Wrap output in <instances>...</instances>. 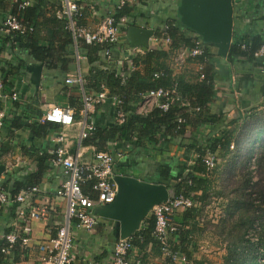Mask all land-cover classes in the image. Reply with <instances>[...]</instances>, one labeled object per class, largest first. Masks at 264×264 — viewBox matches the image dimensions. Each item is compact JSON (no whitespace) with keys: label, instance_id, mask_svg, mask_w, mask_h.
<instances>
[{"label":"crops","instance_id":"crops-1","mask_svg":"<svg viewBox=\"0 0 264 264\" xmlns=\"http://www.w3.org/2000/svg\"><path fill=\"white\" fill-rule=\"evenodd\" d=\"M183 1L139 0V4L132 7L138 8L141 14H145L144 17L141 15L140 19L149 20L160 33L166 30L164 28L171 21L175 27H183L184 32H186V29L194 32L183 22L184 18L180 12ZM25 2H28L29 5L22 10L21 5ZM77 2L83 9L82 23L94 30L104 17L115 12L119 0H77ZM62 3L63 0H0V77L6 83L7 89L16 91L19 94L18 101L0 100V112L5 113V125L0 132V162L2 164L7 163V161L12 159L8 156L11 154L14 158V166L8 172L7 178H4V182L9 179H26L29 175L36 173L38 167L36 166L35 154H45L52 157L54 155L57 146L53 138L57 132L49 133L45 137H35L31 135L30 127L28 126L32 124L39 125L42 115L51 106L70 107L76 110L78 100H81L83 105L82 88L77 85L67 84L66 81L68 78L78 75L86 78L92 66L86 56L79 62L76 60L70 37L64 32L62 24L55 17V13L62 6ZM255 4V0H233V38L234 34L241 37L264 33V21L255 20ZM235 7H237L239 17L236 32ZM12 14L23 18L24 15L30 17L32 20L30 23L34 28H37V32L40 34L38 44L42 47L52 45V49L48 52L46 59H37L27 46V37L21 38L3 33L1 30L3 20ZM160 18L166 20V23L162 25L158 21ZM133 27L152 29L155 31V36L158 37L157 30L154 27ZM194 33L196 34V32ZM200 39L202 40V38ZM203 44L212 49V53L216 58H219V62L209 66L213 72L226 71L227 67L231 70L229 77H220L217 83L218 101L215 106L211 107V112L223 113L222 115L226 116L224 122L227 125L233 120H238L240 125L243 117L245 118L251 116L254 112L264 110V71L260 68L253 69L247 65H241L240 71L237 72V69L229 64L227 58L218 55L217 48L210 44ZM123 45L125 47V44ZM150 46L153 51L164 49L156 41L151 42ZM148 48L149 45L143 47V53L149 51ZM186 48L182 45L177 51L181 52ZM164 50H169V47H165ZM174 55L168 62L169 67L174 71L173 73L176 75L184 74L192 82L199 80L201 74L199 64L194 60H187L186 64L178 66L173 61ZM39 65H42L43 69L40 88L37 91L31 83L33 76L31 69ZM223 74H218V76ZM237 82H239L240 89L237 88ZM88 93L93 94L96 92L89 91ZM114 108L113 103L109 102V100L94 107L90 114L91 120L96 125L110 126L115 124ZM14 119L20 121V129L12 127L11 121ZM191 121L194 125L187 127L188 132L187 136H185L187 139H191L192 136L202 139L217 132L215 127L211 125L198 126L197 120L193 116ZM228 128L231 127L228 126ZM62 131L68 137L71 149H76L80 128L76 125L69 129L65 128ZM232 144L235 145L234 142ZM108 146L109 148L125 152V157L115 163V168H121L124 172L131 174L126 176H132L142 181H145L143 179L148 176H152L153 173L151 171L158 169L163 161L167 162L171 157H180V162H188L194 159L193 154L191 159L190 157H185V150L178 145H172L169 153H165L159 161L155 160L157 152L152 148L144 149L140 148V146L137 148L135 143L126 141L109 143ZM86 148H89L88 155L90 156L92 154V149L90 148L95 147L86 146ZM236 150L237 147L234 150L230 149L229 155L222 161L231 160V155ZM86 158L89 159V157ZM50 167L40 183L43 193L40 197H37L35 203L42 204L47 201L49 202L48 207L52 206L54 211L50 212L46 220H34L27 224H20L23 233L29 234L32 239L28 248H20L22 255L19 260L16 262L9 261L7 264H39V245L55 236L57 229L65 221L66 202L64 199L55 196V192L64 180V175L61 169L52 167L51 164ZM222 174L220 167H217L211 176L212 190L209 194L210 198L206 202L200 201V205H197L195 209L181 210L175 216L179 231L183 234L186 233L188 236L189 246L186 244L184 248L179 238L174 244L177 245L178 251L188 254L194 264L225 263L227 255L226 236L220 231L221 227L218 226L223 224L225 219L224 209L226 213L228 205L223 203L220 208L218 204L217 210L211 209L214 204L213 201L224 199L226 185L222 186L224 184ZM115 175L119 174L115 173ZM200 195L199 193L198 196ZM228 198L230 202L231 199L230 197ZM225 202L228 203V199ZM94 209V214L98 218L94 232L90 234L82 229L75 228L73 230L74 246L72 250L73 262L71 264H111V252H113L114 244L122 239L123 228L120 222L106 216L103 206ZM15 210V208H9L0 212V243L4 241L7 231L18 228L17 212ZM196 211L197 213H194ZM151 216H153L152 208H148L132 219V222L126 227L132 235L131 238L145 228V222ZM134 248L132 259L133 261L140 260L137 264H169L162 256L156 243H149L143 249L135 246Z\"/></svg>","mask_w":264,"mask_h":264},{"label":"trees","instance_id":"trees-1","mask_svg":"<svg viewBox=\"0 0 264 264\" xmlns=\"http://www.w3.org/2000/svg\"><path fill=\"white\" fill-rule=\"evenodd\" d=\"M255 2V20L264 21V0H255ZM235 11L236 32L237 21L239 19L237 7H235ZM141 15L143 17L145 16V14L140 13L138 8L134 7H125L122 10L114 12V17L117 20L123 17L128 18V25L130 26L154 27L153 23L149 22V20L146 21L147 19H140ZM24 18L26 21L32 22L31 18L27 15H24ZM150 20H152V18H150ZM59 21L62 24V29L70 37L72 43L71 34L66 30V22L64 20ZM158 21L162 25L166 23V20H162V18L158 19ZM166 27H168V30L161 33L156 27H154V29L157 30L158 37H162L165 32L167 36L170 37L172 43L169 46V50L162 49L136 54L133 56V64L135 67H138V69L134 71H124L122 74L119 72V67L109 64L106 57H104V51L107 48L105 45H85L82 47V53L86 56L92 66L89 75L84 78L85 90L97 93L102 90L103 86L106 87L109 91V102H112L113 97H119L122 99V109L127 115L126 121L123 124L121 123V125H118L116 122L110 126L97 124L96 132L83 142V146H94L95 149L97 148V151H107L109 150V143L126 141L129 143H135V147L137 148L139 146L144 149L152 148L157 152L155 160L159 161L165 153H169L172 145H178L185 150V157H190L191 159L193 154L194 159L188 162H180V157H171L167 162H161L162 165H160L158 169L151 171V173H153L152 176H148L143 180L150 183H163L167 185L171 192L170 199L185 195L187 197H192L197 203H200V201L206 202L210 198L209 194L212 190L211 176L216 169L212 174L207 175L205 166L202 162V157L207 152H210L214 154L217 159L221 158L222 160H225L229 155L230 146L232 142H234L237 150L232 155L233 157L231 160L237 159V155H244L247 161L248 177L250 179L252 177L250 163L253 158L256 159L254 156L255 151L250 149V151L247 152L245 148L241 147V142L246 138L247 134H250V138H248L247 141L249 139L251 140L252 137H255L252 146L259 144L260 147L264 148V124L258 118L250 121L254 116L256 117L258 115L254 113V115L252 114L251 116L243 117L240 125L238 124V120H233L227 125L224 122L226 116L222 115L223 113L217 114V112H211V107L215 106L218 101L217 83L220 77H229V74H231L230 68L227 67V70L225 69L226 71L223 70V72H213L209 66L219 62V58H216L212 53V49L203 44V55L189 60H194L199 65L201 64L203 66L202 74L205 78L201 79L199 77V80L192 82L191 80H188L184 74H174V71L169 67L168 62L177 49L182 45L188 49H193L195 46V40L201 42L202 40L198 35L188 29L184 32L183 27H175L172 21L169 22ZM33 32L34 33L31 36L26 38L28 42L27 46L37 59L44 60L47 58L48 52L52 49V45L49 47L40 46L38 44L40 34H38L36 27ZM262 47H264V33L250 34L241 37L234 34L233 43L228 53L227 61L231 66H234L235 69H237V72L240 71L239 69L241 65H247L253 69L260 68L264 71V56H256V53ZM218 74L223 75L218 76ZM174 86L181 99L179 102L173 104L167 112L156 109L145 117L134 114L135 106L139 102L141 95L159 89H169ZM237 88L240 89L239 82H237ZM187 104L189 106H187ZM82 107V101L78 100L77 112L75 114V119L77 121L80 119V111L82 110ZM197 108L200 109V111H196ZM114 111L116 115V108H114ZM192 116L196 118L198 126L211 125L215 127L217 132L214 135L202 139L195 136H192L191 139L185 138L187 127L189 125H194L191 121ZM179 119H183L185 122L180 125L178 122ZM259 123L260 126H258ZM11 125L16 129L21 128L20 121L16 119L11 121ZM228 126L231 128H228ZM28 127H30L31 135L35 137H45L49 133H58L62 129L60 126L52 123L39 125L32 124ZM252 129H254V131H252ZM34 157L37 163L36 166L38 167L36 173L29 175L26 179H9L4 183V186L11 192V194H17L21 189L29 186L41 185L40 183L43 176L51 168L49 160L52 156L35 154ZM229 167L230 166H228V168ZM236 167L237 164H233L231 169L235 170ZM256 167L258 170V164ZM262 167L264 176V159ZM230 171L232 172V170ZM114 172L122 175H131L129 172H124L121 168H114ZM262 181L264 182V179L261 178L259 183V179L257 178V181L254 182L253 178H251L247 187H250L252 183L253 189H255V187L258 188V186L262 184ZM87 190L88 189H85V192ZM245 191L247 192V190ZM199 193L201 194L200 196H198ZM247 195L252 198V195L254 196L256 194L255 191H250ZM262 197L264 198V195H262ZM230 202L232 203L233 199H231ZM229 209L231 210V207H229ZM194 213H197V211ZM258 220L259 219L256 221L254 220L253 225H255L254 223ZM154 227L155 218L151 216L146 220L145 228L133 236V245L140 249H143V247L149 243H156L159 246L157 240L153 236ZM10 232L11 231H7L6 234H9ZM187 237L186 233L183 234L179 231L178 238L180 239L179 241L181 245L184 246L189 244ZM245 240L247 243L263 247V257L255 262V264H262L261 260L264 261V229L263 235L258 241L254 242L251 239H246V237ZM225 241L227 243V239ZM5 244V240L0 243V264H7L9 261H18L22 255L20 244L14 246L9 256L1 253V249ZM173 245L174 249L178 251L179 249L177 245ZM226 248L228 255H232L236 249V247L231 248L228 243ZM187 256L192 262L188 254ZM226 260L227 259H225V262ZM130 261L131 264H137L135 260Z\"/></svg>","mask_w":264,"mask_h":264},{"label":"built area","instance_id":"built-area-1","mask_svg":"<svg viewBox=\"0 0 264 264\" xmlns=\"http://www.w3.org/2000/svg\"><path fill=\"white\" fill-rule=\"evenodd\" d=\"M139 4V0H119L115 11L132 7ZM29 5L25 2L21 5L24 10ZM58 20L66 22V30L72 37V49L76 60L79 62L85 58L82 53V47L105 45L104 57L109 64L119 67L120 74L124 71H134L138 69L133 64V56L138 53H143V48L133 47L127 40L128 18L116 19L114 13L106 16L94 30L86 27L82 23L83 9L79 6L77 0H63L62 6L55 13ZM168 27L164 28L167 31ZM1 30L6 35L16 37H28L35 31L34 26L19 15H9L3 20ZM156 37V36H155ZM152 37L149 41V51H153L150 46L151 42H159L162 48H168L172 41L166 32L162 37ZM125 44V47L124 45ZM193 49L186 48L181 52H176L173 61L176 65L182 66L187 63V60L203 55V41L195 40ZM256 56H264V47H262ZM201 72L200 78L204 79L202 74L203 66L199 65ZM67 84L77 85L83 91V107L80 111V119H75L76 110L70 107L51 106L41 117L40 124L52 123L60 126L63 129L78 126L80 134L78 137V146L72 150L69 144L68 137L63 131L58 132L53 141L56 143L54 155L50 160L52 167L62 170L64 180L60 187L55 192L57 198L65 200L66 217L65 221L57 229L56 235L48 241L39 245V264H71L73 262L72 250L74 246L73 230L82 229L88 233H93L98 218L94 214V208L99 206H108L116 201L118 194V186L114 181L115 163L125 157V152L109 148L107 151H97L92 149V154L89 156V148L83 146V142L90 138L97 130L96 123L91 120V111L94 107L106 103L109 98V91L106 87L97 93L89 94L85 90V80L81 75L67 79ZM19 94L16 91L9 90L6 83L0 77V100L18 101ZM180 96L176 87L169 89H159L141 95L139 102L135 106L134 114L137 116H148L154 110L159 109L167 112L170 107L180 101ZM112 103L116 108V123L123 124L126 121L127 115L122 109L123 100L119 97H113ZM187 106H189L187 104ZM200 111V109H196ZM5 113L0 112V132L5 125ZM179 124L185 121L179 119ZM188 130L186 129L185 136ZM231 150L235 149V145L230 146ZM10 159L5 162L6 172L0 181V212L9 208H15L17 212L18 228L12 230L4 236L6 242L2 247L1 253L9 255L15 245L20 244L22 248H28L31 242V236L24 234L20 224H27L34 220H46L53 207L49 206V202L36 204L37 197L42 195L40 186H29L21 189L17 194H11L4 186V178L12 170L14 166V158L8 155ZM11 156V157H10ZM86 157H89L87 159ZM217 157L207 152L202 157V162L205 166L207 175L212 174L217 166ZM250 171L253 175V181H257L256 159L253 158L250 163ZM85 189H88L85 192ZM197 203L192 197L180 195L173 199H168L152 209V215L155 218V227L153 236L157 240L162 256L169 264H194L185 253L174 249V242L178 239L179 227L176 223L175 216L181 210H192L196 208ZM133 238L118 240L114 244L111 264H131L132 251H134ZM252 241H258L254 235L250 237ZM139 263L140 260H135ZM263 264L264 261L261 260Z\"/></svg>","mask_w":264,"mask_h":264},{"label":"water","instance_id":"water-1","mask_svg":"<svg viewBox=\"0 0 264 264\" xmlns=\"http://www.w3.org/2000/svg\"><path fill=\"white\" fill-rule=\"evenodd\" d=\"M184 23L191 28L203 43L217 48L218 55L227 58L233 40L234 7L233 0H184L180 8ZM127 40L133 47H147L155 36L152 29L131 26ZM43 66L31 69V83L38 91ZM6 172V166L0 162V181ZM118 186L116 201L103 206L106 216L120 222L123 228L122 239L131 238L126 228L132 219L148 208H152L170 198V190L165 184L149 183L132 176L116 175Z\"/></svg>","mask_w":264,"mask_h":264},{"label":"rangeland","instance_id":"rangeland-1","mask_svg":"<svg viewBox=\"0 0 264 264\" xmlns=\"http://www.w3.org/2000/svg\"><path fill=\"white\" fill-rule=\"evenodd\" d=\"M254 113L258 115L256 117L254 116L250 121L256 120L258 118L264 124V110ZM258 126H260V123L258 124ZM60 131H62V129ZM252 131H254V129H252ZM248 138H250V134H247L246 138L243 139V141L241 142V147L245 148L247 152L250 151V149H253L255 151L254 156L256 157V165L258 164L257 175L255 177L259 179L260 183L261 178L264 179L262 167L264 159V148L260 147L259 144L252 146L255 137H252L251 140L249 139L247 141ZM231 157L233 156L231 155ZM216 161V167H220V171L223 173L222 177L224 184H222V186L226 185L227 189L223 196L224 199L213 201V206L215 207L213 208L212 206L211 209L217 210L218 204L220 208L223 203L228 205L226 213L224 209L225 219L223 221V224H219L218 227H221L220 231H222L226 236L225 240L227 239V243L229 244V246L231 248L236 247L232 255H226L225 259L227 260L225 263L255 264L256 260L263 257V247L247 243L245 237L246 239H250V237L255 235L259 239L263 235L264 198L262 197V195H264V182L262 181V184H260L258 188L255 187V189H253L252 183L250 187H247L249 180L253 178V175L249 179L247 161L244 155H237V159L231 161L227 160V162L222 161L221 158H218ZM233 164H237L235 170L231 169V166ZM228 166L230 167L228 168ZM230 170H232V172ZM245 190H247V192ZM244 191L246 194L244 193ZM250 191H255L256 194L254 196L252 195V198L247 195V193ZM228 197H230V199H233L232 203L229 202ZM227 199L228 203L225 202L227 201ZM229 207H231V210L229 209ZM213 218L216 219L215 217ZM257 219L259 220L254 223L255 225H253L254 220L256 221Z\"/></svg>","mask_w":264,"mask_h":264}]
</instances>
